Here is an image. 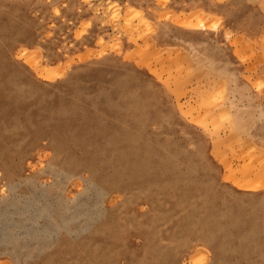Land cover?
Segmentation results:
<instances>
[{
	"label": "rangeland",
	"instance_id": "obj_1",
	"mask_svg": "<svg viewBox=\"0 0 264 264\" xmlns=\"http://www.w3.org/2000/svg\"><path fill=\"white\" fill-rule=\"evenodd\" d=\"M0 264H264V0H0Z\"/></svg>",
	"mask_w": 264,
	"mask_h": 264
},
{
	"label": "bare ground",
	"instance_id": "obj_2",
	"mask_svg": "<svg viewBox=\"0 0 264 264\" xmlns=\"http://www.w3.org/2000/svg\"><path fill=\"white\" fill-rule=\"evenodd\" d=\"M57 143V142H56ZM61 149V148H60ZM29 153H31V152H29ZM27 156V155H26ZM29 157V156H28ZM15 213V212H14ZM14 215V214H13ZM19 215V214H18ZM15 217H17V216H15ZM5 224V223H4Z\"/></svg>",
	"mask_w": 264,
	"mask_h": 264
}]
</instances>
